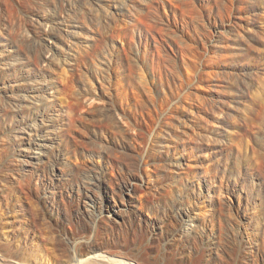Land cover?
<instances>
[{
	"label": "rangeland",
	"instance_id": "obj_1",
	"mask_svg": "<svg viewBox=\"0 0 264 264\" xmlns=\"http://www.w3.org/2000/svg\"><path fill=\"white\" fill-rule=\"evenodd\" d=\"M55 165L78 189L61 213ZM95 175L111 202L139 185L113 227L84 210ZM85 241L132 264H264V0H0V261L68 264Z\"/></svg>",
	"mask_w": 264,
	"mask_h": 264
},
{
	"label": "bare ground",
	"instance_id": "obj_2",
	"mask_svg": "<svg viewBox=\"0 0 264 264\" xmlns=\"http://www.w3.org/2000/svg\"><path fill=\"white\" fill-rule=\"evenodd\" d=\"M46 32L49 31L48 26H46ZM47 55L42 56L43 60H45V58H47ZM7 87V85H6ZM9 87V86H8ZM3 101V100H2ZM22 132H27L25 128H22L21 130ZM172 147V146H171ZM174 147V146H173ZM45 154L43 152H38V151H28L27 154L24 156V158L21 161V166L23 167H30V168H34L37 171H41L43 169V165L45 163L44 160ZM61 168H59L58 166H54V171L56 172V175L54 174L55 177H53V179L51 180L47 191L49 193L48 195V207L53 209V210H57L58 213H61L62 210H59L56 201L58 196H61L63 194V190L62 187H65V189L71 193H75L78 189L77 186H73L71 183V178L68 174H66L65 172L60 174H57L58 171L61 172ZM86 187H88L89 189L87 190V192L83 195V198L86 200L84 202V210L88 211L90 214V217H92V222H101L104 223L106 225V227H113L114 224H117L119 222V219L124 218V216L126 217L128 212H135V192L139 189V185H137V183H135L133 180L124 182L122 184H120L119 188H111L112 189V202L109 200V189L107 185L104 184L103 180L101 181V179L98 176H91L89 179V182L86 183ZM67 186V187H66ZM94 188V189H93ZM98 188V190H100L102 192L101 197H95L93 194L94 190ZM93 189V190H92ZM59 190V191H58ZM119 193H123L126 194L128 197L125 198H121ZM104 194V195H103ZM104 196V197H103ZM104 211H108L109 213L107 215H104ZM183 213V212H182ZM182 213H180L179 215L185 219L188 220L189 222L193 221V216L190 213H187L184 215H182ZM177 215V214H176ZM88 219V223H89V215L88 217H86ZM120 223V222H119ZM194 227L192 228H185L183 230H181L182 232L180 233L181 237H183V239L186 242H190V241H197V240H202L203 239V234L200 232H196L194 229ZM198 242V241H197ZM85 243L87 244L86 247H88V252H86L88 255L86 258L84 259H77L74 262L71 261L68 264H132L129 261V258L127 257H123V256H119V258L115 257L116 255H105L103 254V252H107L104 248V246H100L97 244H94L90 241H85ZM84 244V242H83ZM207 244V243H206ZM217 245V247L215 249H213V247H211V245L208 243V245L206 247H203L204 250L211 254L214 255L215 252L219 251L218 247L219 245H221V241L219 240L218 243H215ZM214 244V245H215ZM86 249V248H85ZM87 251V249H86ZM83 252V251H82ZM81 255V254H80ZM252 253L251 251H247L244 253V258L247 261H252L253 258H251ZM83 257V256H82ZM5 259L3 258L2 261H0V263L3 264V262ZM7 260V259H6ZM11 261V260H10ZM5 264H20V262H16V260L11 261V262H5Z\"/></svg>",
	"mask_w": 264,
	"mask_h": 264
}]
</instances>
